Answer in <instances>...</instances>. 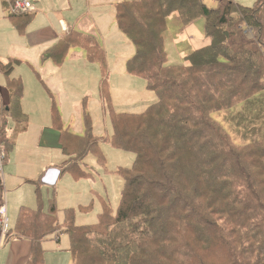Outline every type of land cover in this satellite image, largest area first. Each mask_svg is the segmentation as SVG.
<instances>
[{"label": "trees", "instance_id": "obj_1", "mask_svg": "<svg viewBox=\"0 0 264 264\" xmlns=\"http://www.w3.org/2000/svg\"><path fill=\"white\" fill-rule=\"evenodd\" d=\"M10 2L2 0L3 8ZM254 2L115 4L116 26L134 45L126 73L142 78L157 100L140 113H115L103 80L99 92L109 108L110 144L134 154L130 167L116 169L123 182L115 212L104 204L95 224L76 226L69 209L59 224L53 187L45 204L43 175L25 179L34 184L37 205L20 206L8 234L29 242L22 264H43L41 242L58 230L68 234L74 264H264V0ZM9 8L8 17L23 33L33 13ZM174 12L183 25L205 20L209 43L189 51L187 65L167 64L163 33ZM73 45L105 70L98 40L77 30L64 33L48 52L57 64ZM14 65L0 60L8 91L7 102L0 103L4 150L14 143L6 137L8 117L27 118L20 109L21 79L10 78ZM51 120L60 125L53 105ZM62 134L58 143L67 158L59 174L91 175L76 170L88 153L104 160L98 139ZM3 197L0 176V204Z\"/></svg>", "mask_w": 264, "mask_h": 264}, {"label": "rangeland", "instance_id": "obj_2", "mask_svg": "<svg viewBox=\"0 0 264 264\" xmlns=\"http://www.w3.org/2000/svg\"><path fill=\"white\" fill-rule=\"evenodd\" d=\"M1 1L0 60L15 61L10 78L21 79L23 91L20 109L27 114L26 120L14 121L10 117L7 119L6 137L13 139L14 143L12 147L4 150L7 163L3 165V173L35 179L40 171L33 163H39L41 158H47L50 153L51 156L55 154L57 158L62 156L58 144L60 134L71 132L80 136L87 133L92 135L98 139V147L104 160L101 162L94 154L88 153L78 162L76 171L80 173L82 169L91 175L74 176L69 170L61 174L55 185V205L59 224H63L65 210L69 209L73 211L76 226L95 224L98 221V214L103 212L104 204L110 207L111 213L115 212L123 182L116 169L130 167L134 159L132 152L115 148L110 144L112 125L109 108L99 92L102 82L104 79L107 80L109 105L115 113H140L149 104L156 102V95L147 89L142 78L126 73L125 64L134 53V45L114 25L112 27L119 34L106 35V45L98 41L100 53H103L106 62L105 70L101 69L98 62L90 60L87 51L80 45L67 47L61 62L56 64L48 52L53 44L43 41L31 45L25 36L28 28L19 33L6 12L10 6L3 8ZM49 1H53L56 8L50 6L48 2L47 9L44 11L38 7L36 14L44 15L51 11L65 18L69 14L76 15L78 12L83 14L86 11L88 14L86 17L90 18L96 12L110 13L112 4L121 0H69L72 10L68 11L61 6L65 0ZM202 1L211 7L218 6V0ZM234 1L244 6L255 3V0ZM110 15L111 21L113 20L116 25L113 14ZM204 28L205 20L202 17L189 25H183L176 12L168 16L166 31L163 33L167 64L187 65L188 62L184 59L186 54L205 46L209 41ZM84 33L94 36L86 30ZM246 33L251 36L250 29H246ZM2 85H6V77L0 73V97L1 91L4 90L1 88ZM52 105L60 116V125L57 126L51 120ZM64 162L66 161L63 160L62 164ZM57 169L59 171L60 167ZM3 173L0 174L1 178ZM34 191V184L27 181L13 189L10 185L6 187L3 182V196L9 205L7 215L11 227L20 205L30 209L36 208ZM9 243L5 240L0 243V264H5ZM41 247L44 250L43 264H73L67 250L69 237L66 232L58 230L49 233L42 240ZM14 260V264L16 260H19V264L22 262L17 256Z\"/></svg>", "mask_w": 264, "mask_h": 264}, {"label": "crops", "instance_id": "obj_3", "mask_svg": "<svg viewBox=\"0 0 264 264\" xmlns=\"http://www.w3.org/2000/svg\"><path fill=\"white\" fill-rule=\"evenodd\" d=\"M28 1H30L35 7L34 12H30V13H33V17L31 21L25 27V28H28L27 33H25V36H27V40L29 43H31V45H35L43 41H48L52 43L54 46L57 43L58 39L61 37V35H63L64 33H67V31L69 30H77L83 33L86 30L92 35H94V37L98 41L100 40L104 42L105 45H106V38H107L106 35L119 34L118 31L114 27H112L114 25L117 28V26L113 23V20L111 21L112 16L110 15V14H113L115 18V4L118 3V1L115 2L114 5L112 4L113 8L110 13L109 11H100V12H96L95 15H93L94 14L93 13L90 18L86 17V15L88 16L86 11L83 14H81V12H78V14L76 15H74V13L69 14L65 18L63 17L61 18L57 16L55 12L52 13L51 11L44 15H42L41 13L36 14V12L38 11V7H41L45 11L47 9L46 7H48L49 5L56 8V4L53 1H49V0H28ZM93 1H97V0H93ZM121 1H129V0H121ZM48 2H49V5H48ZM61 6H63V9H66L67 11L69 9L72 10V4L69 0H65V2L62 3ZM208 43L209 41L207 42V44ZM1 88L4 89L3 91H1L2 96L0 97V103L3 104V103H6L8 100V91L6 89V85L5 86L2 85ZM61 154L62 156L59 158H57L55 154L53 156H51L52 153L48 154L47 158L46 157L41 158L40 162L37 163L39 164L38 166L37 164L33 163V165H35L36 167H39L40 174L43 175L42 178L45 184L41 186V193H42V199L45 204L47 200L51 197L52 187L55 193V185L58 179H60L61 177V174H59V171L57 168L61 167L63 160H66L67 158L63 154L62 150H61ZM5 163H7V159L5 160ZM23 177L25 176H22V177L13 176V175L11 176V174L5 175L3 173V178H1L2 186L4 182V184H6V187L10 185L12 189L17 188L18 186L20 187V184L23 183L25 179H27ZM2 203L5 204L6 214H7L9 205H8V202H5L4 197H3ZM13 226H14V222H13L12 227ZM3 240H5V242H8V243L10 242L9 243L10 245L7 250L8 254H7V257L4 263L14 264L15 256H17L18 258L22 259V262L20 263L22 264L28 254L29 242L23 237L18 236V235L13 236V234L0 240V243H2ZM70 261L73 263L72 260ZM16 264H19V260H16Z\"/></svg>", "mask_w": 264, "mask_h": 264}, {"label": "built area", "instance_id": "obj_4", "mask_svg": "<svg viewBox=\"0 0 264 264\" xmlns=\"http://www.w3.org/2000/svg\"><path fill=\"white\" fill-rule=\"evenodd\" d=\"M10 10L13 13L34 12L35 7L28 0H12L10 2ZM6 154L3 146L0 144V174L3 173V165L5 164ZM9 218L6 214V207L4 203L0 204V238L8 237L10 231Z\"/></svg>", "mask_w": 264, "mask_h": 264}]
</instances>
